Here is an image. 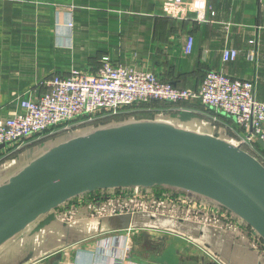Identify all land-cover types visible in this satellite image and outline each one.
I'll return each mask as SVG.
<instances>
[{"label": "crops", "instance_id": "obj_1", "mask_svg": "<svg viewBox=\"0 0 264 264\" xmlns=\"http://www.w3.org/2000/svg\"><path fill=\"white\" fill-rule=\"evenodd\" d=\"M165 1L0 0V120L22 112L20 100H36L55 76L95 75L103 57L191 91L210 71L253 80L264 103V0H185L187 22L167 19ZM224 49L237 58L224 62ZM155 112L158 121L239 142L234 121L198 101ZM25 165L0 170V185ZM61 212L4 245L0 264H264V243L241 223L229 230L146 214L97 219L84 208L63 222ZM136 236L164 252L152 262L126 256L123 246Z\"/></svg>", "mask_w": 264, "mask_h": 264}, {"label": "water", "instance_id": "obj_2", "mask_svg": "<svg viewBox=\"0 0 264 264\" xmlns=\"http://www.w3.org/2000/svg\"><path fill=\"white\" fill-rule=\"evenodd\" d=\"M127 188H168L203 199L229 211L264 243L260 160L213 135L127 118L48 145L0 185V249L40 220V226L54 221L58 209L80 196Z\"/></svg>", "mask_w": 264, "mask_h": 264}, {"label": "built area", "instance_id": "obj_3", "mask_svg": "<svg viewBox=\"0 0 264 264\" xmlns=\"http://www.w3.org/2000/svg\"><path fill=\"white\" fill-rule=\"evenodd\" d=\"M161 8L167 19L189 21L185 0H168ZM193 41V37L188 38L187 54L192 51ZM237 55L236 50L224 49L222 58L229 62ZM43 86L47 91L36 100H20L22 112L5 121L0 120V151L2 146L10 149L60 130L69 132L74 128L72 132H75L96 127L101 125H94L97 121L154 102L180 104L198 101L205 108L225 114L234 121L240 130L238 144L242 148L247 146L253 150L258 141L264 143V103L256 97L255 81L233 79L221 71L208 72L200 88L191 91L179 89L152 73L122 67L109 57H103L95 75L74 70L70 75L53 77ZM80 208L97 219L146 214L199 222L220 229L235 230L238 223L246 226L226 209L203 199L157 188L89 193L62 206L60 220L73 221ZM125 244H129V240ZM128 249L127 245L125 253Z\"/></svg>", "mask_w": 264, "mask_h": 264}, {"label": "rangeland", "instance_id": "obj_4", "mask_svg": "<svg viewBox=\"0 0 264 264\" xmlns=\"http://www.w3.org/2000/svg\"><path fill=\"white\" fill-rule=\"evenodd\" d=\"M140 111V110H137ZM127 113H123V115H126ZM224 116H226L224 114ZM228 117V116H226ZM129 118H136L139 119L137 117H129ZM128 118V119H129ZM230 118V117H228ZM75 127V126H71L70 128ZM69 128V129H70ZM74 130V128H73ZM71 129V131L69 132H62L63 130H60L58 132H55L56 134L54 135H47L44 137H41L39 139H35V140H31V141H26L22 144V146L20 145H15L14 148H11L13 151L11 152V149H7L6 151H0V156L4 153H6L4 156H2V158H0V170H10V169H19L20 167H22L24 164H28V162H30L31 160H33L35 157L39 156L41 153L44 152V149L47 148V146H52L56 143L59 142L60 139H64L66 136L72 134L73 131ZM66 133V134H63ZM46 147V148H44ZM250 154H252L254 157H256L258 160H260L261 162L263 161V155L261 154V152L258 150V148L256 147V144L254 146V149H256V151L253 149H250L247 146H244ZM21 161L20 165L18 162ZM14 172V170H13ZM113 236H108L109 238H112ZM142 238H138V236H136V238L134 237V239H129V244L128 247V251H126L127 253H125V255H133L135 258H138L140 261H144V262H152L153 259H155L156 255L162 252L163 249H159L157 247H152L150 244H145L143 245V239ZM127 243V240H126ZM111 242L108 244L110 245ZM108 245H105L106 247ZM127 245L124 244L123 246V250L125 252ZM160 247V246H159ZM161 248V247H160ZM169 248H167L166 250H168ZM164 252V250H163ZM157 253V254H156ZM160 256V255H159ZM158 256V257H159ZM160 258V257H159ZM162 260V259H161Z\"/></svg>", "mask_w": 264, "mask_h": 264}, {"label": "trees", "instance_id": "obj_5", "mask_svg": "<svg viewBox=\"0 0 264 264\" xmlns=\"http://www.w3.org/2000/svg\"><path fill=\"white\" fill-rule=\"evenodd\" d=\"M184 106V103H180V104H168V103H163V102H154L151 103L149 105H140L137 108H133V109H127L126 111H128V113L126 115H119L116 117H111V118H106L100 121L95 122L94 125H98V124H106L110 121L116 120V121H121L124 119H127L131 116L137 117L139 119H151L154 117L155 115V111L157 110H161V109H168V108H179ZM140 110V111H137ZM256 147L258 148V150L261 152V154L264 157V150L261 149V147L259 146L258 143H256ZM244 150L248 151L246 148L243 147ZM249 152V151H248ZM263 162V161H262ZM160 189L162 191H168V192H176L175 190H171L168 188H157Z\"/></svg>", "mask_w": 264, "mask_h": 264}]
</instances>
